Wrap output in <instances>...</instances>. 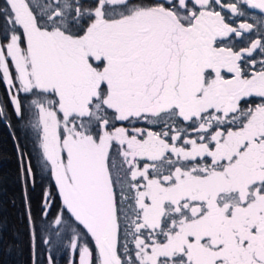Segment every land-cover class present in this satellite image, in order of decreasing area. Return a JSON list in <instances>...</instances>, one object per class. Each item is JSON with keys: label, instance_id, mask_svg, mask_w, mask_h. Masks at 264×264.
<instances>
[{"label": "snow or ice", "instance_id": "snow-or-ice-1", "mask_svg": "<svg viewBox=\"0 0 264 264\" xmlns=\"http://www.w3.org/2000/svg\"><path fill=\"white\" fill-rule=\"evenodd\" d=\"M0 89L31 264H264V0H3Z\"/></svg>", "mask_w": 264, "mask_h": 264}, {"label": "trees", "instance_id": "trees-1", "mask_svg": "<svg viewBox=\"0 0 264 264\" xmlns=\"http://www.w3.org/2000/svg\"><path fill=\"white\" fill-rule=\"evenodd\" d=\"M2 4L3 0H0V5ZM14 132L15 128L0 123V235L4 239L0 243V264H31L29 234L22 216L24 202L18 179L20 161L17 149V143H20L26 152L30 151L31 143L21 138L19 132L14 137ZM30 195L35 207L39 200V187ZM15 232H19L18 241H13ZM36 243L38 247L41 246L39 237ZM56 258L58 264H66V254L56 253Z\"/></svg>", "mask_w": 264, "mask_h": 264}]
</instances>
